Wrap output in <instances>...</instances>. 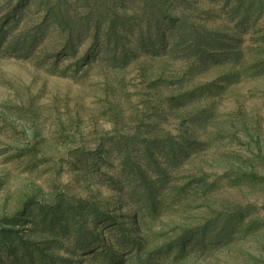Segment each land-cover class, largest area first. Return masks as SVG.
<instances>
[{"label":"rangeland","instance_id":"obj_1","mask_svg":"<svg viewBox=\"0 0 264 264\" xmlns=\"http://www.w3.org/2000/svg\"><path fill=\"white\" fill-rule=\"evenodd\" d=\"M242 3L0 0V264H264V0Z\"/></svg>","mask_w":264,"mask_h":264},{"label":"trees","instance_id":"obj_2","mask_svg":"<svg viewBox=\"0 0 264 264\" xmlns=\"http://www.w3.org/2000/svg\"><path fill=\"white\" fill-rule=\"evenodd\" d=\"M238 1V4L234 7V9L232 10L233 12L232 13H235L237 12L241 6H243V3H242V0H237ZM252 3H249V5L244 9V13L248 12L249 9H250V5ZM250 12V11H249ZM244 16V15H243ZM52 17L54 18L53 21H55L56 23L59 24L60 28L62 29V36L65 35L66 36V40H65V43L62 45V52H71V53H74V51L76 50V43H81L82 40L81 38L83 37V34L84 32L82 31V29H78L77 27H71L69 26L68 22L64 19V17L60 14V13H57V11H54L52 13ZM242 18V16H241ZM247 18H250L249 16L246 17ZM245 20V19H244ZM158 22H160V20H157L155 21V23L157 24V27L155 30H157V33L156 35L153 36V34L151 33L149 39L147 42H142L140 45L141 46H147L149 47V49L151 51H153L155 54L158 52V49H161L164 47V39L165 37H163V34H165V29L168 27V28H171L173 29V25L172 23L170 22H167L165 25H164V28L160 34V30H159V27L160 24H158ZM242 22H243V19H242ZM49 27V24L47 25H42L40 27H38L37 29H39V31H35L33 32L30 36H27L25 37L22 36V37H19L15 40V43H12L10 45V49L11 51H17V53L21 56H25L26 54H28L31 50V48H33L37 42V36L39 35H42L43 33L45 34V29ZM41 28V29H40ZM179 28V27H176L174 30L176 31V29ZM114 36V35H113ZM153 36V38H152ZM158 37V38H157ZM115 41V37H110L108 38V44L110 42H114ZM50 224H53V222L51 221ZM115 242H117L119 245H121L122 247L125 246V244H135L137 246V249H139L140 247V244H137L133 241V239H131L130 237L128 236H124V237H121L120 239L117 237L115 239Z\"/></svg>","mask_w":264,"mask_h":264}]
</instances>
